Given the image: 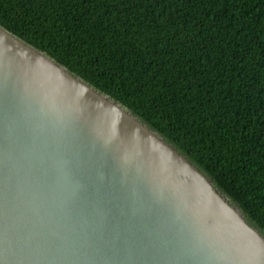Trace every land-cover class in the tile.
I'll use <instances>...</instances> for the list:
<instances>
[{
  "label": "water",
  "instance_id": "obj_1",
  "mask_svg": "<svg viewBox=\"0 0 264 264\" xmlns=\"http://www.w3.org/2000/svg\"><path fill=\"white\" fill-rule=\"evenodd\" d=\"M0 264H264V234L147 124L0 26Z\"/></svg>",
  "mask_w": 264,
  "mask_h": 264
},
{
  "label": "trees",
  "instance_id": "obj_2",
  "mask_svg": "<svg viewBox=\"0 0 264 264\" xmlns=\"http://www.w3.org/2000/svg\"><path fill=\"white\" fill-rule=\"evenodd\" d=\"M0 26L147 124L264 234V0H0Z\"/></svg>",
  "mask_w": 264,
  "mask_h": 264
}]
</instances>
